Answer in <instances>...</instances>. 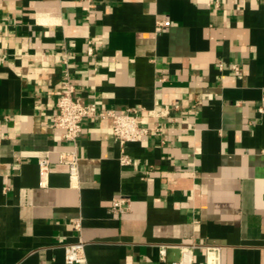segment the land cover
Listing matches in <instances>:
<instances>
[{
    "label": "crops",
    "instance_id": "crops-1",
    "mask_svg": "<svg viewBox=\"0 0 264 264\" xmlns=\"http://www.w3.org/2000/svg\"><path fill=\"white\" fill-rule=\"evenodd\" d=\"M65 81L99 111L167 110L148 118L162 134L121 144L90 118L75 148L54 126ZM260 106L264 0H0V264H65L78 239L87 264H172L190 244L196 264L203 245L264 264ZM74 148L76 182L59 158Z\"/></svg>",
    "mask_w": 264,
    "mask_h": 264
},
{
    "label": "built area",
    "instance_id": "built-area-1",
    "mask_svg": "<svg viewBox=\"0 0 264 264\" xmlns=\"http://www.w3.org/2000/svg\"><path fill=\"white\" fill-rule=\"evenodd\" d=\"M218 4V2H217ZM169 21H158L156 30L162 31L164 27L169 26ZM88 53L95 56V49L92 43H89ZM235 72L238 74L240 68L238 65L233 66ZM76 87L65 81L61 87L58 109L59 112L54 120V126L63 130V138L68 144L76 148L77 140L83 131V123L86 119L100 118L106 122L112 136L121 144L127 142H139L147 136H160L163 128L158 125H150L149 117H161L166 115L168 111H152L149 117L142 116L137 110L118 113L113 108H104L99 111L96 103H85L81 99L74 98ZM260 112H264V106L259 107ZM69 149L60 153V162L67 165L69 169V176L73 182L79 179V156L76 149ZM123 165H129L132 160L129 156L121 158ZM40 171V184L46 186L49 182L51 173V161L49 154L38 161ZM130 199L125 196L114 198L110 207L111 214L119 215L128 211ZM85 242L78 239L76 242L65 245L64 247V262L65 264H87V257L85 251ZM195 244L184 245L180 248V258L172 264H196L195 261ZM167 246L159 247L160 259L165 261L167 257ZM201 249L205 253L204 264H222L221 248L219 246L203 245Z\"/></svg>",
    "mask_w": 264,
    "mask_h": 264
}]
</instances>
